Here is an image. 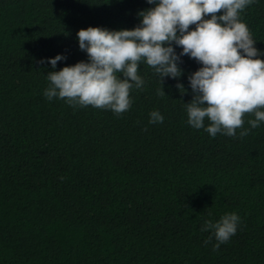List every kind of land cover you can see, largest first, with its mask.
<instances>
[{
  "label": "trees",
  "instance_id": "obj_1",
  "mask_svg": "<svg viewBox=\"0 0 264 264\" xmlns=\"http://www.w3.org/2000/svg\"><path fill=\"white\" fill-rule=\"evenodd\" d=\"M151 7L0 0V264H264V122L252 129L245 114L243 138L190 126L188 76L201 64L184 55L181 77L161 84L141 63L145 84L120 115L44 95L49 71L87 62L80 29H133ZM240 18L264 53V0ZM231 212L237 231L214 251L201 227Z\"/></svg>",
  "mask_w": 264,
  "mask_h": 264
},
{
  "label": "clouds",
  "instance_id": "obj_2",
  "mask_svg": "<svg viewBox=\"0 0 264 264\" xmlns=\"http://www.w3.org/2000/svg\"><path fill=\"white\" fill-rule=\"evenodd\" d=\"M254 0H147L154 7L140 11L139 25L133 29L82 28L77 32L79 49L88 60L49 71L44 91L48 100L58 97L71 106L111 110L120 115L131 108L130 90L142 89L138 75L146 63L160 76L178 79L181 57L188 55L202 66L188 76L192 100L185 103L187 122L204 128L212 137L218 133L235 137L249 134L243 129L245 114L252 129L264 122V59L250 30L240 18ZM209 17V18H205ZM194 29L190 30V26ZM182 48L179 55L175 47ZM66 57L58 54L48 60L52 69ZM41 63H44L42 60ZM117 73H122V77ZM183 93V84H177ZM158 95H166L163 87ZM208 125L205 128V120ZM158 111L150 113L149 123H162ZM240 217L226 213L219 221L206 220L201 231H211L213 250L230 240ZM209 236L205 243H209Z\"/></svg>",
  "mask_w": 264,
  "mask_h": 264
}]
</instances>
